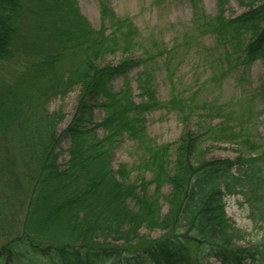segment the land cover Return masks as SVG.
Returning <instances> with one entry per match:
<instances>
[{
  "label": "trees",
  "instance_id": "1",
  "mask_svg": "<svg viewBox=\"0 0 264 264\" xmlns=\"http://www.w3.org/2000/svg\"><path fill=\"white\" fill-rule=\"evenodd\" d=\"M28 1L0 0V184L5 195L13 190L6 187L10 177L11 186H21L13 196L21 216L11 231L0 226V264H202L192 258L193 246L203 260L264 264V139L252 109L207 101L195 107V100L178 96L158 101L150 65L164 59L158 53L164 46L151 35L156 52L140 51L137 28L104 3L96 31L75 0H37L52 19L47 34L54 43L43 40L33 54L18 36ZM238 1H249L245 13L231 19L218 14L204 26L212 25L227 45L221 56L227 72L241 67L245 74L258 59L264 65V0ZM110 56L119 60L104 62ZM62 64L68 69L58 76ZM131 70L137 71V102L129 97L127 79L125 90L110 86ZM74 87V114L57 133L61 114L49 115L43 106ZM242 100L239 107L251 102L264 113V73ZM95 107L103 113L99 122L93 121ZM158 109L174 111L186 125L173 143L155 144L146 133L144 114ZM23 121L31 126L28 141L13 138ZM62 138L69 141L63 168L56 152ZM125 140L140 154L134 179L126 166H110ZM219 144L233 147L236 157L210 156ZM19 161L32 171L23 182L21 171L12 172ZM233 196L244 197L249 217L263 230L256 242L238 244L245 232L224 213L225 199ZM4 215L0 209L2 224ZM142 229L164 233L152 239L140 235Z\"/></svg>",
  "mask_w": 264,
  "mask_h": 264
},
{
  "label": "rangeland",
  "instance_id": "2",
  "mask_svg": "<svg viewBox=\"0 0 264 264\" xmlns=\"http://www.w3.org/2000/svg\"><path fill=\"white\" fill-rule=\"evenodd\" d=\"M79 13L89 22L94 30H100V4L104 3L112 10L115 15L120 18L131 20L132 24L137 28L138 39L141 40L142 49L150 48L153 52L154 44L149 41L151 35L159 46L158 53H164V59H156L158 62L152 67L155 80V94L160 102H167L171 96H178L195 100V107H199L203 102H215L233 108L234 110L252 109L251 114L255 118L257 133L264 139V113L261 107L251 102H246L248 92L252 88L259 86L263 73L264 65L261 60L254 61L248 68L247 73H243L241 67L231 69L228 68L226 61L221 59L224 54V48L227 47L223 41L217 39L213 33V26H204L205 20L214 21L212 18L218 14L223 15L225 19H231L239 16L249 8V1L239 2L238 0H223L218 5V0H75ZM52 4V3H51ZM37 11V13H36ZM55 20V18H54ZM52 19L47 11L40 8L37 0H29L24 11V17L20 26L19 40L22 41L23 47L30 48L34 54L42 48V41L54 43L49 38L47 32L52 28ZM216 24V23H215ZM17 44L20 43L17 41ZM229 47V46H228ZM119 58L116 56L108 57L104 62H115ZM28 61V60H27ZM67 63V60L65 61ZM226 64V65H224ZM61 67L62 70L57 71V75L64 74L68 68ZM136 70H131L126 78L117 77L110 82V86L114 92L127 89L125 82L130 87L129 97L133 101L140 100L136 89ZM58 75V76H59ZM79 94L78 87H74L64 99L51 98L44 104V111L52 115L59 113L62 116L57 125V133L71 120L74 114L77 97ZM240 98V99H239ZM246 102L239 107L237 101ZM100 108L93 109V121L99 122L102 118ZM146 133L155 144L163 145L175 142L180 134L185 130L186 125L179 121L174 111L166 109H158L149 111L144 114ZM214 123L220 119H213ZM29 124H22L14 129V137L28 141L32 138V132ZM35 133V131H34ZM101 135V132L98 133ZM10 136V135H9ZM69 141L62 138L56 150L57 163L61 168L65 166L68 160L67 149ZM228 144H219L212 150L210 156L217 159L236 157V153ZM25 151H20L17 158L21 154L24 158ZM139 151L135 148L133 142L129 140L123 141L114 150L111 155V165L113 169H117L118 165H124L130 171V178L134 179L138 175L135 169ZM23 163L18 162L17 168L12 170L14 174L21 171L23 175L18 176V180L23 182L28 178L29 169L21 167ZM9 174L11 172L8 171ZM149 175L147 174V177ZM10 177L6 187H13V190L5 195L4 188L0 184V203L3 207L0 209L4 212L2 218L3 224L0 226L11 231V227L16 219L21 216V205L13 199L17 184L11 186ZM167 189H165L166 191ZM243 196H233L225 199L226 216L242 231L245 237L238 244L245 246L260 239L263 230H259L253 219L249 217L250 212L248 205L245 203ZM166 211V206L162 205V212ZM164 232L153 230L151 232L144 229L140 230V235L152 237L156 239L163 235ZM4 242V238H0V244ZM193 256L199 258L202 264H220L213 258L203 260L196 252L198 247H194Z\"/></svg>",
  "mask_w": 264,
  "mask_h": 264
}]
</instances>
